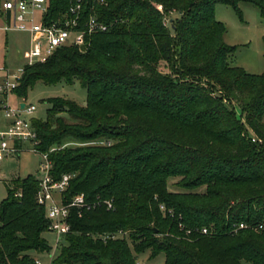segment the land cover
Here are the masks:
<instances>
[{"label":"trees","instance_id":"trees-1","mask_svg":"<svg viewBox=\"0 0 264 264\" xmlns=\"http://www.w3.org/2000/svg\"><path fill=\"white\" fill-rule=\"evenodd\" d=\"M75 1L49 0L46 20ZM240 2L264 15V0H81L82 22L93 14L108 29L86 36V49L63 45L24 65L21 96L36 81L78 78L86 89V106L48 99L47 118L30 121L52 179L71 174L62 201L83 193L113 205L72 207L50 264H136L128 242L136 254L163 252L164 264H264V71L230 64L235 46L215 17L217 3L240 15ZM66 138L105 142L61 147ZM171 177L183 191L168 189ZM37 189L34 174L6 187L0 264H36L52 249ZM118 230L127 238L99 237Z\"/></svg>","mask_w":264,"mask_h":264},{"label":"built area","instance_id":"built-area-1","mask_svg":"<svg viewBox=\"0 0 264 264\" xmlns=\"http://www.w3.org/2000/svg\"><path fill=\"white\" fill-rule=\"evenodd\" d=\"M49 0H0V14L8 18L4 24L5 30L25 31L30 36L27 64L45 61L60 46L74 44L80 47L88 45L86 36L106 31L108 24L99 21L91 14L82 22V3L76 0L58 17L46 20ZM22 71L11 74L7 69H0V162L11 155L18 156L26 149L41 156L39 162L38 189L36 193L37 203L46 210L49 219L48 229L56 235V245L49 254V264L53 258L56 246L60 238L69 231L70 225L67 220L72 207L81 211L88 209L96 203H104L112 208L111 200L86 201L83 193L75 194L68 201L63 202L61 194L68 185L71 174H63L58 180H53L50 174L52 164L47 153L40 152L37 148L39 140L31 122L23 114L30 115L34 111L32 104L20 99L17 105L10 101L19 86ZM22 102L23 106H20ZM27 143L28 147H24ZM20 195V192H16ZM163 210L164 205H160ZM236 228L246 227L244 223L235 225ZM259 228L262 225L258 226ZM187 233L190 230L186 231ZM202 234H210L207 227L200 229ZM127 234L126 231L118 230L99 235L102 239L117 238ZM36 264H42L36 258Z\"/></svg>","mask_w":264,"mask_h":264},{"label":"rangeland","instance_id":"rangeland-1","mask_svg":"<svg viewBox=\"0 0 264 264\" xmlns=\"http://www.w3.org/2000/svg\"><path fill=\"white\" fill-rule=\"evenodd\" d=\"M238 7L241 12L240 15L229 5L222 3L215 5V17L225 26L223 39L227 44L235 46L234 52L229 57L230 64L241 67L248 73L260 74L264 71V15L261 14L256 5L249 2H240ZM171 15L176 16L175 13ZM0 26H2L1 22ZM29 46L30 36L27 32L14 30L6 32L0 28V69H7L11 74L19 73L28 58ZM87 46L84 48L86 49ZM158 69L164 73L168 70L164 62L158 64ZM15 93L17 94L16 91ZM52 98L68 99L80 106H86V89L78 78H73L70 81L62 79L55 83L36 81L27 88L25 96L12 94L10 101L12 104L17 105L22 99L26 103L32 104L35 108L33 113L27 116L23 114L32 121V119L45 120L47 118L46 112L50 106L48 99ZM232 103L236 114L241 116L239 106L234 101ZM60 116L68 125L76 123L65 113H60ZM104 142V140L80 142L72 138H66L63 140L61 147L74 148L103 144ZM24 147H28V144L25 143ZM40 161L41 156L28 149L22 151L18 156L11 155L4 158L0 162V200L6 196V187L12 177H24L28 174L38 175L37 171ZM178 180V177L168 179V189L170 191H183L175 185ZM196 191L202 192L204 187H200ZM43 236L48 241V244L54 248L56 235L48 230L43 233ZM127 236L128 234H124L117 238H127ZM128 244L136 258V264H164L165 256L163 252L153 257L150 256L148 249L136 254L131 243L128 242ZM51 252L52 249L50 252L35 253L34 256L42 264H49V254Z\"/></svg>","mask_w":264,"mask_h":264},{"label":"crops","instance_id":"crops-1","mask_svg":"<svg viewBox=\"0 0 264 264\" xmlns=\"http://www.w3.org/2000/svg\"><path fill=\"white\" fill-rule=\"evenodd\" d=\"M8 20H9L8 18H6V17H4V16H2V15L0 14V22H1V24H2V26H0V28L3 29V30L6 31V32H7V31H10V30H5V29H4V24H6V23L8 22ZM14 31H17V30H14ZM21 32H23V31H21ZM24 32H25V31H24ZM28 34H29V33H28ZM28 50H29V49H28ZM27 60H28V58H27ZM27 60H26L25 64H27ZM25 64H24V65H25ZM24 65L22 66V69H23ZM22 69H21L20 71H22ZM20 71H19V72H20ZM21 104H22V102H20V106H21Z\"/></svg>","mask_w":264,"mask_h":264},{"label":"water","instance_id":"water-1","mask_svg":"<svg viewBox=\"0 0 264 264\" xmlns=\"http://www.w3.org/2000/svg\"><path fill=\"white\" fill-rule=\"evenodd\" d=\"M23 106V104H21V107Z\"/></svg>","mask_w":264,"mask_h":264}]
</instances>
